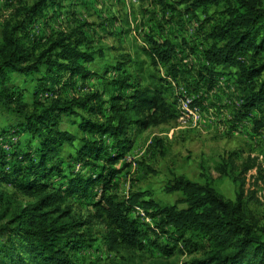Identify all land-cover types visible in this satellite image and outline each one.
<instances>
[{"label":"trees","instance_id":"obj_1","mask_svg":"<svg viewBox=\"0 0 264 264\" xmlns=\"http://www.w3.org/2000/svg\"><path fill=\"white\" fill-rule=\"evenodd\" d=\"M156 1L162 7L169 6L165 0ZM188 2L186 12L206 15L204 22L209 21L206 14L209 6L226 5L222 11L224 18L211 25L207 33L210 44L202 47L204 64L199 75L211 84L224 70L234 69L235 82L241 91V104L234 118L240 121L260 109L252 127L259 131L264 128V3L262 0ZM56 5H60V0H34L30 5L18 7L16 16L3 22L0 106L13 109L12 96H8L4 85L13 73L33 75L43 69L40 83L43 86L50 83L54 94H59L58 85L72 90L76 77L87 87L86 80L97 74L86 64L95 60V54L103 56V53L85 48L81 26L56 30L43 37L31 30L46 10ZM147 41L149 46L141 48L143 54L152 63L164 65L170 64L184 43L168 37L159 41L153 36ZM113 69L116 77L102 81L100 90L91 88L82 95L72 93L66 100L53 97L48 106L41 105L39 111L30 113L18 103L16 111L24 116L25 122L19 123V129L12 133L27 132L37 144L33 152L14 145L10 161L0 151V179L33 200L0 210V264H71L68 250L80 247L84 241L78 231L94 221L104 225L103 241L108 250H140L145 246L144 232L138 228V219L130 215L136 205H141L148 216L157 218V233L169 237L178 234L188 246L198 240L207 243L203 257L193 259L191 264H264V225H259L246 207L243 180L231 200L208 181L201 184L183 174L175 175L167 183L166 191H179L182 196L163 207L142 199L140 192H132L126 198H118L111 192L112 182L120 171L115 164L132 147L131 127L140 133L178 115L161 85L142 86L139 74L129 72L123 63ZM190 105H195L192 100ZM61 115L78 118L74 133L58 126ZM107 138L113 141L111 146L105 144ZM64 145L73 150L67 155L73 163L69 166L60 156ZM74 164L80 165V170L74 171ZM254 166L255 162L249 159L243 172ZM87 168L89 174L81 173ZM53 176L61 180L57 187L52 183ZM97 189L98 199L92 204L94 212L85 219L72 215L66 199L75 194L85 197ZM179 203L184 207H178Z\"/></svg>","mask_w":264,"mask_h":264},{"label":"rangeland","instance_id":"obj_2","mask_svg":"<svg viewBox=\"0 0 264 264\" xmlns=\"http://www.w3.org/2000/svg\"><path fill=\"white\" fill-rule=\"evenodd\" d=\"M33 1L0 0V30L5 20L16 16L18 7ZM165 1L169 6L162 7L156 0H60V5L48 8L31 30L43 37L56 30L81 26L86 38L85 48L103 53V56L95 54V60L86 64L97 74L86 80L87 87L81 85L78 77L72 90L58 85L59 94L52 93L50 83L47 86L40 83L43 69L33 75L11 74L4 85L8 96H12L13 109L0 106V132L5 131L4 135L0 134V151L10 161L14 145L33 152L37 144L27 132L12 133L19 129V123L25 122L24 116L16 111L18 103L23 104V111L30 113L39 111L41 105L48 106L53 97L66 100L72 93L82 95L91 88L100 90L102 81L116 77L114 66L123 63L129 72L139 74L142 86L161 85L178 115L140 133L131 127L132 147L125 158L115 164L120 171L112 182L111 192L118 198L140 192L142 199L163 207L182 196L179 191H166L167 183L175 175L183 174L201 184L208 181L231 200L235 199L243 180L246 207L258 224L264 225V128L257 132L252 129L253 119L260 109L251 111L240 121L234 118L241 104L234 69L224 70L211 84L199 75L204 64L202 47L210 44L207 33L211 25L224 18L222 11L226 5L209 6L206 13L209 21L204 22L206 15L186 12L188 0ZM151 36L159 41L167 37L184 41L170 64L152 63L143 54L141 48L149 46L147 39ZM103 97L106 99L107 95ZM189 100L196 107L193 115L180 116ZM81 113L86 116L85 112ZM90 117L99 120L97 116ZM77 119L61 115L58 126L74 133ZM9 131L11 133L6 134ZM104 142L111 146L113 141L107 138ZM72 151L68 145L61 149L65 165L73 164L67 159ZM249 159L255 166L244 173ZM73 169L80 170V165L74 164ZM81 173L89 174L90 169L81 170ZM52 178L53 185L59 186L61 180L56 176ZM97 191L91 190L85 197L76 194L68 197L65 203L70 206L72 215L85 219L92 214ZM32 200L0 179V210L6 206H23ZM137 206L140 209L134 207L130 215L138 219V228L144 232V248L135 252L108 250L103 241L104 225L94 221L78 231L84 241L80 247L68 250L71 264H191L208 250L204 241L198 240L188 246L178 234L169 237L157 233V218L148 216L141 205ZM178 207L184 204L179 203Z\"/></svg>","mask_w":264,"mask_h":264},{"label":"built area","instance_id":"obj_3","mask_svg":"<svg viewBox=\"0 0 264 264\" xmlns=\"http://www.w3.org/2000/svg\"><path fill=\"white\" fill-rule=\"evenodd\" d=\"M191 101L189 100L188 102H187V104H185L186 105V107H185V109L186 110H183L182 112H181V115L180 116H183V115H186L187 117H189V115L187 114V113H190L191 115H193V110L196 108V107H194V106H191L189 103H190ZM188 107H191L192 109H189ZM184 122H185V120H184ZM135 208H137V209H140V207L139 206H135Z\"/></svg>","mask_w":264,"mask_h":264}]
</instances>
